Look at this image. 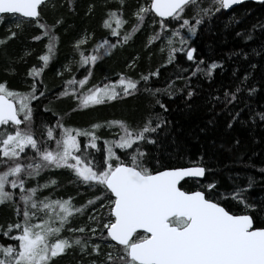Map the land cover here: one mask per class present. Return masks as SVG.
Here are the masks:
<instances>
[{"label":"snow or ice","instance_id":"snow-or-ice-1","mask_svg":"<svg viewBox=\"0 0 264 264\" xmlns=\"http://www.w3.org/2000/svg\"><path fill=\"white\" fill-rule=\"evenodd\" d=\"M46 2L47 0H0V14H11L15 17L18 21L17 27L25 20L35 21L36 26L43 30V34L33 39L40 40L46 37L48 40L47 54L38 58L43 62L42 66L33 67L28 71V76L33 78L30 91L9 90L6 83H0V126L14 127V131L0 128V166L3 167L0 171V205L11 202L15 205L16 215L20 216L21 208L13 199L14 193L7 191L6 186L12 189L19 188V200L23 204L22 221L8 224L6 230L0 226V234L18 242L15 246L0 245L2 253L0 264H53L54 258L77 246L82 253L89 256L103 257L99 260L92 259L90 264H264V224L256 225L251 212L257 210V206L255 203H249V197L246 195L254 183L251 177L248 178L247 186L236 185L231 192H217V184L214 181L202 184L196 190H182L181 181L186 177H204L209 170L203 166L165 167L161 170L159 161L153 170L145 165L143 158L146 153L140 151L139 147L130 155L125 152L129 155L130 163L121 160L113 151V148L131 149L144 141L154 144L156 141L150 139L149 134L157 132L167 123L159 114L154 118L149 117L142 128L135 129L123 121H108L110 126L118 125L122 134L119 140L104 142L103 159L100 161L88 151V149L100 151L97 145L99 137L95 134V130L101 127L100 124H93L91 126L93 131H81L65 127L58 120L55 128L47 129L48 140L55 138L56 128L60 130V137L56 139V148L53 150L47 147L46 141L34 138L32 101H39L48 91L47 88L40 90L36 78L41 77L39 82L42 83V73L47 68L59 39L54 29L62 23L58 20L51 27L46 23H40V9ZM196 2L197 0H150L141 3L133 12L136 21L132 25L133 31L126 32L123 36L120 30L128 21L123 19L122 12L109 11L108 19L104 20L103 26L110 30L111 36L117 38V43L126 44L148 15L154 13L162 19L171 17L180 20L183 19L182 13L186 7ZM258 2L264 3V0ZM120 3L123 6L124 0H120ZM242 3L244 0H212L207 8L197 6L192 18L195 23L183 19L180 28L186 27L189 34L195 35L203 16L214 15ZM164 27L162 22L161 28ZM257 29L264 32V22L252 26L253 31ZM15 35L13 32L12 36ZM236 35L245 37L246 40L252 39L251 32H237ZM172 36H180L179 30L173 31ZM159 38L160 34L157 33L149 43ZM86 39L87 37L78 40L75 47L79 50ZM3 43L5 41L0 40V44ZM173 43V39L169 38V63L175 59L176 52H185L187 60H194L195 49L188 46L186 39L180 37L181 48L172 47ZM116 47V43L103 39L93 48V54L80 53V64L94 65L104 56L110 55L111 50ZM232 55L247 59V55L242 52H233ZM203 63L200 61L197 64L193 75L202 73L211 80L214 70L223 67L222 64L213 61L207 68H202L200 65ZM251 67L255 68L256 65L253 64ZM64 70L70 72L71 68L66 65ZM87 71L91 74V69ZM158 74L159 70L150 72L148 75H142L140 80L121 75L114 84L93 86L88 88L87 92L82 90L89 83L88 76L80 80L73 78L65 81L63 91L57 94L56 99L71 95L78 100V108L100 105L138 92L141 80L147 83L151 76ZM233 77L236 78L234 87L226 89L223 98L217 95L210 100L212 111H215L217 105L221 106L220 111L216 112L217 116L228 114L225 122L228 129H232L236 122H240L241 125L246 123L241 120L244 108L237 105L241 102L245 90L249 97L257 91L248 83V72L241 75L234 70ZM77 84L80 90L74 87ZM145 90L150 91L147 88ZM193 95L192 91L188 92L189 98ZM156 103L165 112L168 110L159 100ZM244 107L250 106L244 104ZM45 111L51 109L46 108ZM256 117L260 122H264V111L256 112L249 119L255 122ZM153 119L156 121L155 127L152 126ZM209 123H215V120H210ZM22 124L25 125L23 129L20 127ZM78 136L90 139L82 147L77 140ZM235 143L239 145L240 141L236 140ZM26 148H31L34 155L27 157L25 163L21 154L25 153ZM49 168L72 170L83 184L103 189L102 195L89 200L87 205H95L98 200H104L106 203H101L100 207L107 209V214L89 216V221L94 223L95 227H87V231L91 233L87 239L60 238L73 214H82L85 206L74 207L71 197L60 200H51L48 197L38 199V191L42 187H48V184L26 188L29 179H35L43 170ZM259 171L264 174V168H260ZM229 200L242 205L244 211L231 210L224 203ZM38 218L39 223H32ZM13 230L18 234L12 235ZM67 230L73 233H86L84 226L68 227ZM94 237L99 239L100 243H92ZM104 246H107L109 251L103 252ZM89 248L90 252L87 251Z\"/></svg>","mask_w":264,"mask_h":264},{"label":"trees","instance_id":"trees-1","mask_svg":"<svg viewBox=\"0 0 264 264\" xmlns=\"http://www.w3.org/2000/svg\"><path fill=\"white\" fill-rule=\"evenodd\" d=\"M139 1L150 2V0H124L121 6L120 0H65L69 7H63L59 5L60 0H52L49 2L55 3L53 10L50 11L46 5L41 6L40 23H46L49 27L55 25L58 20L62 23L54 29L59 39L56 50L42 73V83L39 82L41 77L36 78L40 90L47 88L48 91L39 101H32L34 138L38 141H46L47 147L53 150L56 147L55 138L48 140L47 129L55 128L58 120L73 122L79 127L100 124L101 127L95 130V134L99 137L97 145L100 151L88 149L96 160L100 161L103 159L105 139H109V137L103 138L107 132L100 130L104 126L119 127L108 125V121H123L135 129L142 128L149 117L154 118L159 114L167 123L157 132L149 134V138L156 142L154 144L139 142L138 145L127 150L115 148L114 152L121 160L130 163L129 155L139 147L140 151L146 153L143 158L145 165L153 170L157 167V161L160 162L161 170L165 167L185 166H203L209 170L200 180L181 181L182 190H196L202 184L206 185L214 181L217 184V192H231L236 185L247 186L248 178L251 177L254 183L246 195L249 197V203H255L257 206V210L252 211L251 214L255 217L256 225L261 226L264 224V174L259 169L264 168V122H260L258 117L253 122L249 117L256 112L264 111V32L259 29L252 30L253 25L264 22V3L244 2L228 11L221 10L214 15L203 16L202 23L197 26V33L191 35L186 27L180 28L183 19H189L190 23L194 24L192 18L197 6L207 8L212 2V0H197L196 3L186 7L185 12L182 13L183 19L161 20L152 13L145 18L139 30L134 32L126 44L117 43V38L111 36L110 30L103 26L104 20L108 19V12H122L123 19L125 17L128 19V23L120 30L123 36L124 33L133 31L132 25L136 21L134 16L130 18V13ZM15 19L11 14L0 15V40L5 41L0 44V83H6L10 90L28 92L33 82V78L28 76V71L33 67L42 66L43 62L38 58L47 54V48L44 47L46 39L45 37L40 40L33 39L43 34V30L36 26L35 21L25 20L20 27H14L11 23ZM162 22L165 25L163 29ZM113 23L115 26L114 21L112 25ZM176 30H179L180 36L173 37L172 32ZM7 31L9 32L6 33ZM13 32L16 33L15 36H12ZM237 32H251L252 39L238 37ZM157 33L160 34V38L149 43ZM80 37H87L88 40L90 38L89 47H95L103 39L116 43L117 47L96 64L90 63L91 65L87 64L83 67L78 61L79 52L83 47H79V50L75 47L76 40ZM180 37L186 39L188 46L195 49L194 60H187L185 52H176L175 59L169 63L168 39H173L172 47L181 48ZM233 52H242L247 55V59L243 56H233ZM200 61L204 62L200 65L202 68H207L213 61L222 64L223 67L214 70L213 77L209 80L202 73L193 75ZM253 64L256 65L255 68L251 67ZM66 65L70 66V72L64 70ZM88 69H91V74L88 72L89 86L112 84L121 75L140 80L142 75H148L150 72L159 70V74L151 76L147 83L141 80L138 85L139 91L132 95L81 108L82 111L81 109L73 111L72 109L77 108V99L71 95L60 99H56V96L63 91L64 83L70 80V76L80 80L85 76L81 73H85ZM234 70L241 75L248 72V83L257 91L249 97L245 90L241 102L237 105L244 108L241 120L246 123L241 125L240 122H236L232 129H228L225 124L228 114L217 116L216 112L220 111L221 106L217 105L215 111H212L210 100L217 95L223 98V92L234 87L236 82V78L233 77ZM58 71H61V75H57ZM75 87L78 88L76 85ZM146 88L150 91H146ZM157 89L160 91L157 92ZM189 91L194 93L191 98L188 97ZM157 100L165 104L168 109L166 112L156 103ZM244 104L250 107H244ZM46 108L51 111H45ZM210 120H215V123H209ZM155 123L153 119V127ZM2 127L5 128L0 126ZM89 130L93 131L91 127L87 129ZM55 132L56 130L54 137ZM115 137L114 135L113 138ZM87 140V137H79L82 147L88 143ZM236 140L240 141L239 145L235 143ZM25 153L21 156L26 163L27 157L33 156L34 153L29 151ZM2 170L3 167L0 166V171ZM29 180L30 184L26 182L27 187L30 185L28 188L48 184V187L40 188L37 193L38 199L48 197L51 200H60L71 197L74 207L85 206L82 214H73L70 223L61 232V238L87 239L91 235L87 227H95V224L88 219L91 213L107 214V209L100 207L101 203H106L104 200H98L95 205H87L89 200L101 196L103 189L83 184L72 170L49 168L43 170L35 179ZM52 181L56 183L52 184ZM6 190L9 191V188ZM19 196L20 191L13 196L21 208L19 217L16 215L15 205L11 202L0 205V226L5 230L8 224L23 220V204ZM224 203L233 211H244L243 206L235 201L229 200ZM82 226L86 227V233H73L67 230L68 227ZM14 233L17 231L13 230L12 235ZM98 235L99 233L97 237ZM91 242L100 243L95 237ZM10 244L15 246L18 242L0 234V245ZM87 251L90 252L91 248ZM102 251L107 252L109 249L104 246ZM68 252L69 250H66L64 254L54 258L53 264H67L66 260L70 257ZM72 253L74 262L85 263L87 260L103 258L85 255L82 252L79 253L83 255Z\"/></svg>","mask_w":264,"mask_h":264},{"label":"rangeland","instance_id":"rangeland-1","mask_svg":"<svg viewBox=\"0 0 264 264\" xmlns=\"http://www.w3.org/2000/svg\"><path fill=\"white\" fill-rule=\"evenodd\" d=\"M52 1V0H51ZM65 0H60V2H59V5L60 6H63V7H65V6H68L69 7V4L67 5L66 4V2H64ZM141 3H143L142 1H139L137 4H135L134 6H133V9H132V12L130 13V18L131 17H133V12L136 10V8L138 7V5L139 4H141ZM47 7H48V9H50V11L51 10H53L54 8H55V3L54 4H52V2H46V4H45ZM114 7H117V6H114ZM125 20H127L128 21V19L125 17ZM130 20V19H129ZM17 20L15 19V20H12V23H11V25L12 26H16V24H17ZM112 27L114 28L115 26H114V23H113V25H112ZM10 30H11V28H10ZM9 31H7L6 33H8ZM82 38H85V37H80V38H78L77 40H76V42L78 41V40H80V39H82ZM45 39H46V42H44V47H45V49H46V45H47V43H48V40H47V38L45 37ZM89 42H90V38H89V40L88 39H86V42L84 43V44H82V45H80V47H83V50H80V52H79V56H78V61L80 62V60H81V55H80V53L81 52H83L85 55H91L92 53H93V48L94 47H89ZM76 44V43H75ZM89 47V48H88ZM77 58V57H76ZM81 65V64H80ZM91 65V64H90ZM81 66H83V67H86L87 65H81ZM65 69V68H64ZM58 73H61V71H58ZM81 73V72H80ZM81 74H85V76H88V71H86L85 73H81ZM84 76V77H85ZM83 77V78H84ZM82 78V79H83ZM70 79H73V77L72 76H70ZM119 80V79H118ZM93 81V80H92ZM2 83V82H1ZM115 83V82H114ZM114 83H112V84H114ZM90 84V83H89ZM78 88V90H80V86L77 84L76 85ZM75 87V86H74ZM93 86H89L88 84L85 86V88L82 90L83 92H87V90H88V88H92ZM100 87H103V86H100ZM76 88V87H75ZM10 90V89H9ZM76 99V98H75ZM90 106H95V105H90ZM89 106V107H90ZM72 108H73V104H72ZM75 110H77V109H81V108H74ZM74 109H72L73 111H75ZM81 111H82V109H81ZM21 119H22V117H20ZM60 122H62L63 124H64V126L65 127H68V128H73V129H79V130H81V131H84V130H87L88 128H90L91 127V125L88 127V125L87 126H81V127H79V126H77L75 123H70V122H65V121H63V120H60ZM57 125V124H56ZM108 126V125H107ZM5 128H7V129H10V131H14V127H10V126H4ZM20 127L23 129L24 127H25V125H20ZM88 127V128H87ZM3 128V127H2ZM12 129V130H11ZM120 129V127H118V128H112V127H105L104 126V128H102L100 131H106L107 132V134L105 135V136H103V138H106V137H109V139H105V141L107 140V141H114V140H119V138H120V135L122 134V132H121V129ZM56 130V135H55V142H56V139H58L59 137H60V130L58 129V128H56L55 129ZM89 131H91V130H89ZM99 132H97V134H98ZM73 135H75V133L73 132ZM114 135L116 136L115 137V139L113 138L114 137ZM79 137L80 136H78L77 137V140L79 141ZM88 138V140H87V142L89 141V139H90V137H87ZM101 138V137H100ZM56 148V147H55ZM115 150V148H113V151ZM25 151H29L30 153H34L33 152V150L31 149V148H26L25 149ZM32 151V152H31ZM75 175V174H74ZM27 183L28 184H30V180H28L27 181ZM30 186V185H29ZM28 186V187H29ZM27 186H26V188H28ZM6 188H9V192H12V193H17L18 191H20L19 190V188H17L18 190L16 191L15 189H12V188H10V186H6ZM92 215H93V213H91ZM20 219H22V218H20ZM16 222H18L17 220L13 223V224H15ZM40 222V219L38 218V219H36V220H33L32 221V223H39ZM91 227H93V226H91ZM79 228V227H78ZM16 234H18V233H14L13 235H16ZM61 238V237H60ZM71 240H74V239H71ZM54 242V241H53ZM18 245V244H17ZM69 250V258L66 260L67 261V264H89V260H87L85 263H82V262H74V256H73V253L72 252H77V255H83L82 253H79V252H81L80 251V248L77 246V247H73V248H71V249H68ZM86 255V254H85ZM0 256H2L1 254H0Z\"/></svg>","mask_w":264,"mask_h":264},{"label":"water","instance_id":"water-1","mask_svg":"<svg viewBox=\"0 0 264 264\" xmlns=\"http://www.w3.org/2000/svg\"><path fill=\"white\" fill-rule=\"evenodd\" d=\"M47 1H49V0H47ZM244 2H255V3H260V2H258V0H244ZM235 6H237V5H234V6H232L231 8H233V7H235ZM230 8V9H231ZM229 9V10H230ZM226 11H228V10H226ZM154 14V13H153ZM1 15V14H0ZM155 15V14H154ZM157 17V16H156ZM158 19H161V20H167V19H170L171 17H169V18H166V19H162V18H160V17H157ZM185 167H192V166H185ZM203 177H186L185 179H196V180H200V179H202Z\"/></svg>","mask_w":264,"mask_h":264}]
</instances>
